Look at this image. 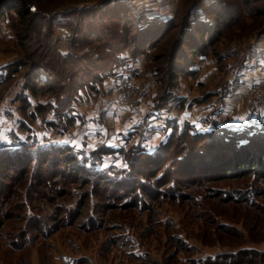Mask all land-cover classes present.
<instances>
[{
  "label": "trees",
  "instance_id": "1",
  "mask_svg": "<svg viewBox=\"0 0 264 264\" xmlns=\"http://www.w3.org/2000/svg\"><path fill=\"white\" fill-rule=\"evenodd\" d=\"M136 2L106 0L93 8L63 11L45 19L49 25L47 33L43 34L42 28L34 34L41 45L48 48L54 61L45 58L41 62L29 56L5 66V78L10 71L21 82L8 89L10 99H6L14 129L10 130L13 142L0 144V239L11 254L20 256L15 264H36L37 261L43 264L46 259L53 258L63 264H129L134 261L172 264V259L180 264H262L264 249L249 240L250 230L247 231L245 224L242 227L236 221L223 219L217 210H229L227 212L232 215H237L238 211H241L238 214L258 213L255 222L264 220V126L259 120L249 125H228L219 116L220 112L217 113V107L209 110L210 106H207L209 112L199 119L203 121L201 126L198 124L201 121H194L191 115L184 120V111L199 107L209 99L202 94L188 101V96H183L178 89L181 75L172 64L163 70L152 62L156 59L155 51L169 40L167 37L178 25L172 27L177 16H144L137 12ZM218 3L225 5L220 0H195L187 4L182 45L196 54L198 64L208 59L206 49L220 39L219 31L211 30L215 23L209 14ZM26 5L25 0H0V17L8 20L12 15L18 16L19 24L24 27V18L33 12L32 7L26 9ZM218 11L212 14L218 15ZM258 11L252 5L244 9L253 21L264 15ZM36 18H32L33 24ZM196 24L200 25L193 26ZM223 24H234V19ZM55 28L66 30L69 42L66 52L60 47L59 39L53 36ZM31 31L26 26L24 34L16 32L14 38L24 45ZM259 32L264 34V29ZM206 33L210 35L204 38L207 43H198L196 38ZM120 34L124 40L117 41ZM254 46H246L241 51L244 55L232 67L246 69L255 54ZM181 53L180 48L171 51L169 58L179 60ZM142 57L151 61L144 70L138 65ZM229 57L212 56V60L218 68L225 65ZM251 64L252 61L248 65ZM133 65L144 79L156 78L157 82L146 81L145 86L159 87L158 83L161 86L156 95L152 94L155 97L147 89L142 90L144 99L153 98L141 100V103H148L149 113L135 124L137 127L134 125L137 130L132 132L136 143L130 144L133 139L125 138L120 132L118 146L109 145L110 135H104L100 129L93 147L88 140L79 145L54 142L78 124H86V115H89L80 106L96 96L102 97L106 81L125 79L124 71L135 77L137 73L131 71ZM198 67L188 64L183 74L197 77ZM22 70L23 75L20 74ZM6 82L0 81V89ZM227 92L215 95L219 94L218 98L222 99ZM176 104L179 108L175 115L164 117L163 123L152 126L160 114H171ZM154 128V135L159 134L161 138L151 151L146 134ZM51 134L54 139L50 141ZM202 141H207V145L201 147L199 142ZM215 144L221 145L223 151L218 153L219 167H213L212 183L202 173L194 181L183 183L172 173V178L168 177L172 162L166 155L175 156L181 151L176 161L183 165L190 156L195 157L193 153L206 157L207 147L214 148ZM10 176L14 180H10ZM245 177L251 180L238 181ZM16 197L20 199L18 206L12 202ZM168 202L177 207L186 206L189 213L196 212L191 218L201 220L200 223L208 227L203 238L218 235L224 241L221 248L214 253L199 254L201 247L192 242L181 220L167 215L160 207ZM18 208L21 209L20 221L8 224L12 218H18ZM184 217V220L189 218ZM72 228L88 236L98 235L94 244L89 245L92 254L70 238L74 253L58 249L54 242L56 237L62 230ZM150 235L163 237L166 251L161 258L144 246L143 238ZM42 246L47 248V253L35 254L44 252L39 251ZM0 264L6 262L0 260Z\"/></svg>",
  "mask_w": 264,
  "mask_h": 264
},
{
  "label": "rangeland",
  "instance_id": "2",
  "mask_svg": "<svg viewBox=\"0 0 264 264\" xmlns=\"http://www.w3.org/2000/svg\"><path fill=\"white\" fill-rule=\"evenodd\" d=\"M27 2L26 9L28 7H32L33 12L31 13L30 17L24 18V23L25 26L23 27L21 24H19L20 19L18 16H10L8 20H6L5 16L0 17V81L1 82H6L0 89V144L1 143H10L11 141L13 142V138L10 135L11 132L10 130L14 129V119L11 120L9 116L10 111L6 106V103L9 101V96H10V91L8 89L13 85L16 84L17 82H21L20 79L17 80L18 78H14V76L11 75V72L8 71V75L5 78L4 73H6L5 66L8 64L10 65L12 62L16 60H20L23 57H29L31 56L34 60L36 59H41L43 62L45 58H48L49 61H54L53 56L50 54L48 51V48L45 46H42L40 41H38V36L34 34V32L40 31L42 28V33L46 34L47 31L49 30V25L47 24V20L50 17L54 15H58L63 11H70V10H75V9H85V8H93L95 6H98L102 3H104L106 0H25ZM153 1H159V0H151L147 2V0H137L136 3H138L137 12L141 13L144 16H152L154 15H159L164 18H169L172 16H177L175 18V22L172 27L175 26V30L167 37L169 42L167 41L165 44H163L160 48H158L154 54L155 58L152 62L153 65H160V67L164 70V68L167 70V67H170L172 64V67L175 68L179 75L181 77L179 78L178 82V89L183 96H188V101H190L192 98H195L196 96H202L206 95V98L209 100L206 101V103L198 106H195L194 108L188 109L186 112L184 111L183 114L186 115L187 117H184V120H186L190 115L191 118L194 121H201L199 120L200 117H202L204 114L209 112V110L214 109L217 107V113L219 114L220 112V117L221 119L226 118L224 116L226 110V105H231V103H228L225 100V98L232 97L230 94L233 93L236 84L239 82L238 78L236 77L242 69L232 67L234 62H237L243 54L241 52L243 49L248 47L250 44H256L260 41L264 42V34L260 33L259 30L264 29V15L263 17H258V20H252L253 18L250 17L249 15H246L244 13V9L247 8V5H252L255 6L257 11L259 10L260 12H264V0H220L225 3V5H221L218 3L215 6V9H212L209 11L210 17L212 18V21L215 23L214 26L211 28V30L219 31L218 35L220 36L219 41L216 42L214 41V44L211 48H207L206 51L208 53V59L202 60L200 64H198V59L196 57V54L190 53V47L186 45H182L183 38L181 35L183 34L184 30L182 29L183 24V17L185 16V12L188 9L187 4L189 1V4H193L195 0H177L179 1L178 7L176 9L171 8H165V9H156L154 6L156 3ZM176 0H173V2ZM250 2V3H248ZM248 3V4H247ZM13 5H18V4H13ZM144 5V6H143ZM154 9H153V8ZM223 7V8H221ZM218 11V15L212 14L213 11ZM258 11V12H259ZM242 12V13H241ZM169 13V14H168ZM170 15V16H169ZM36 18L37 21L33 24V19ZM234 19V24H223L227 23V21H232ZM216 22H222V24H216ZM19 24V25H18ZM35 25H38L36 27ZM200 24H196L193 26H198ZM28 27L29 30L31 31V35L28 39V41L22 45V43H19L18 39H15V34L16 32L19 34H24L23 30L25 27ZM23 27V28H22ZM51 28V27H50ZM195 28V27H194ZM210 29V27H208ZM20 30V31H19ZM210 30V31H211ZM105 31V29H104ZM192 32V30H188ZM38 34V32H37ZM53 36L57 39H59V45L62 48L64 52L68 50V39L66 37V30L64 28H55L54 29V34ZM202 37L196 38V41L200 44L207 43V41L204 40L205 37L208 39L210 37L209 33H206V35H201ZM129 37V35H128ZM117 41H122L124 40L123 35L120 34L117 39ZM190 43V41H188ZM167 44V45H166ZM166 45V46H165ZM206 46V45H205ZM181 49V57L179 60L176 61H171L172 58L170 57L171 51H176L177 49ZM216 49L215 51H213ZM43 50V52L41 51ZM217 53V54H216ZM222 55V57L226 55H230L229 59L227 60V63L225 65L221 64L218 68L217 65L215 64L214 60H212V56H218ZM254 57L256 54L253 55ZM252 56V58H253ZM44 58V59H42ZM144 58V59H143ZM250 59L249 62L247 63L246 67L249 66L248 64L250 61H253V59ZM28 59V58H27ZM142 60H140V67L142 70L146 69L148 66L147 63L151 62L147 57H142ZM138 63V65H139ZM194 63L195 66L199 65V75L197 77L191 75L190 77H186L183 73L187 72L188 64ZM252 64V69L253 68H258L256 65ZM223 66V68H222ZM136 65L131 66V71L132 73L135 72L137 73L135 68ZM250 68V69H251ZM25 70V69H24ZM24 70L20 72L21 75H23ZM262 70V73L254 76V79H257L259 76L264 75V67ZM260 70V71H261ZM184 71V72H183ZM10 72V73H9ZM141 73V72H140ZM131 72H125L123 75L125 76V79L122 80V78L118 79L117 84H112L114 83L117 78H113L111 80H108L104 84V94L103 96H96L86 104H83L80 106V109L83 110V112H87L86 114H92L91 116L86 115L87 122L86 124H78L76 127H74L67 135L59 137V139H54V135H50V141L54 139V142H66V143H71L75 145H79L78 143H83L84 141H89V146L93 147L96 142L98 141V131L99 129L102 130V133L104 135L108 134L110 135V141L109 145L112 146H118L117 143H119L118 140V134L120 129L124 133L125 138H132L133 140L130 141V144L136 141V137L133 135V130L136 129L135 126L133 125L134 123L132 121L138 122L140 121V118H138V114H140L141 117H144V115L149 113V105L146 101H149L151 96L147 99H144V96L142 94V90H146L152 94H157L159 92V87H153L152 86H145L144 83L146 81H156V78L154 76L149 77L147 79H144L142 76L135 74V77L130 76ZM137 75V76H136ZM184 75V76H182ZM21 78V76H20ZM126 78H133L135 79L136 87H133L132 89H127L125 84L123 82L126 80ZM253 79V80H254ZM119 80H121L119 82ZM114 81V82H113ZM123 81V82H122ZM112 84V85H111ZM114 85V86H113ZM112 88V89H111ZM225 89V90H224ZM228 90V92H227ZM222 92H227L222 99L218 98V95H215V93H221ZM128 93V95H127ZM155 95H152L155 97ZM4 101L1 100L4 98ZM101 97V98H100ZM126 97V99H125ZM264 97V92L261 94H258L257 97L250 96L248 94V91L238 100L239 102L233 106L229 107V110L227 112V118L228 120L225 122L228 125H249L256 123L254 121H250L255 115L257 118L256 120H259L258 122L262 123L264 126V112L259 110H264V106L262 108L260 107V101L263 100ZM153 98V97H152ZM151 98V99H152ZM124 99L125 103L129 106H126L124 104ZM146 100L144 101L145 104L143 107H141V100ZM214 101V102H213ZM105 102L109 104V106L105 105ZM263 102V101H262ZM89 103H92L91 105ZM111 105V107H110ZM133 105V107L131 106ZM207 106L209 107V110L207 109ZM110 107V108H109ZM227 107V109H228ZM108 108V110L106 109ZM133 108V109H132ZM179 105H174L173 106V111L171 114L169 112L160 114L159 119H156L152 122V126H157L159 122H162V119L164 117H169L171 115H175L178 112ZM122 109L127 113L128 115V122H126L123 117L124 113ZM112 112L116 113L114 115ZM138 112V114H137ZM217 114V116H218ZM232 114V115H231ZM139 116V117H140ZM230 116V117H229ZM211 118L206 120L207 122L210 121ZM92 121V122H91ZM206 122V123H207ZM163 123V122H162ZM204 123V125H208ZM126 124L128 125V128L126 127ZM136 124V123H135ZM199 126L203 124V121L198 122ZM133 125V126H132ZM132 126V127H130ZM137 127V126H136ZM39 131L40 128L39 126L36 127ZM137 130V129H136ZM154 130L156 128L152 129L148 135V141H147V146L148 148L151 147V151L156 148L157 143L159 142L161 135L157 134L154 135ZM220 142V141H219ZM136 143V142H135ZM196 145V144H194ZM199 145L201 147H204L207 145V141H202L199 142ZM216 146L214 148L207 147L209 150L204 153H208L207 156L205 155H197L195 153L194 156H190L188 160H186L183 165H180L176 161V156L181 154V151H178L176 155L174 156L173 151L172 156L168 157L166 155V159H169L170 162H172V167L169 168L168 177H171V173L173 176H176L179 181L183 183V181H189L194 179H197L199 173H202L206 176V180L212 179V174L214 172V168H218V162H219V156L218 153L220 151H223L222 148H220L221 145L215 144ZM152 153V152H151ZM222 152H220L221 154ZM162 156V155H161ZM162 157H165L162 156ZM228 156H226L227 158ZM222 159V157H221ZM214 167V168H213ZM151 169V168H150ZM175 169V170H174ZM209 170L210 173H203L204 171ZM176 173V175H174ZM6 174H9V172H6ZM11 175V173H10ZM247 177L243 178V180H238V181H250L251 179H248ZM10 180H14L13 176H10ZM213 180H210V182ZM227 181V180H223ZM207 182L206 184L210 185ZM212 183V182H211ZM220 185H226L221 183ZM33 200V198H32ZM16 204V206L19 205L20 199L16 197L14 201H12ZM161 208H164L165 212L168 213L167 215H171L174 218H177L178 220H181L183 223V229L191 235V240L193 243L196 245H199L202 249L199 254H206V253H214L216 252L217 249L221 248V245L224 241L221 239L218 235L215 238L213 236H206L203 238V233H205V228L207 229L204 224H201L200 221H197L195 218H191L196 212L189 213L185 207H177L175 204H170L169 202L162 203L160 205ZM19 210V211H18ZM17 216L18 218H12L10 220V223H16L20 221V213L21 209L18 208ZM229 211V210H227ZM227 211H224L222 209L217 210L218 215H222L223 219L227 218L230 221H236V223L241 225L243 227V224H245L247 231L250 230L248 233L249 240L252 241L254 246L264 249V220L261 219L257 222H255V218L257 217L256 215L258 213L252 214V212H248L247 214L244 213H239L241 211L236 212L237 215L231 214ZM184 215L186 217L189 216L188 220H184ZM1 218V216H0ZM166 218H163V220ZM25 219H23L24 221ZM174 222V220H172ZM57 236V235H56ZM94 236V235H93ZM91 234L88 236L85 233H82V231H78L76 228L72 229H64L61 231V233L58 234L56 237L55 241L57 246L59 247L58 249H65L68 250L72 253L75 252V248L73 245L69 242L70 239H74L77 242H79L82 247L84 246V249L86 252L91 253V249L89 248V245H93L95 240L98 238V235L93 237ZM70 238V239H69ZM203 239V241H202ZM215 239V240H214ZM214 241V242H213ZM143 243L146 248H149L152 250L153 254L157 256L158 258H161L164 256V252L166 251V244H164L163 237L162 239L157 238L154 235H150V237L143 238ZM216 243V244H215ZM38 244L36 247V250L38 251ZM220 247V248H219ZM43 250L44 252H34L37 255H45L47 248L44 246L39 248V251ZM223 250V249H222ZM191 252L194 253L192 250ZM190 252V253H191ZM55 253L57 254V251L55 250ZM59 253L58 255H60ZM26 256L28 254H25ZM193 255V254H192ZM188 256V255H187ZM18 256L17 254H11L8 251V248L6 244L4 243L3 240L0 239V260L6 262V264H15L14 262L17 261ZM21 258H24V254L21 255ZM37 259V256L34 257V260ZM100 260V258H98ZM172 264H180L175 262L172 259ZM255 262V261H253ZM104 263V262H103ZM30 264V263H26ZM36 264H40V262H36ZM43 264H63L61 260H58L55 258L53 259H46ZM129 264H145L144 262H131ZM254 264H259L258 262H255ZM264 264V261L263 263Z\"/></svg>",
  "mask_w": 264,
  "mask_h": 264
},
{
  "label": "crops",
  "instance_id": "3",
  "mask_svg": "<svg viewBox=\"0 0 264 264\" xmlns=\"http://www.w3.org/2000/svg\"><path fill=\"white\" fill-rule=\"evenodd\" d=\"M149 1H151V0H147V2H149ZM153 2H155L156 4L154 5L155 7H156V9H165V8H171V10L174 8V9H176L177 7H178V4H179V1H171V2H164V0H159V1H153ZM153 8V7H152ZM154 9V8H153ZM169 14V13H168ZM170 16V15H169ZM255 46H254V50H253V53H255L256 54V56L253 58L254 60L252 61V64H254V65H256L258 68H251L252 67V64L251 65H249L248 66V69L246 68V69H244L243 71H239V73H238V75L236 76L237 78H238V83L236 84V86H235V89H234V91H233V93L232 94H230V96H232V97H228V98H225V100L224 101H226V102H228V103H231V105H226V110L228 111L229 110V107L228 106H230V107H233V106H235L239 101L238 100H240V98L242 97V96H244V94L248 91V89H249V86L253 83V81L255 80L254 79V76H257V75H259V74H261L262 73V70L261 69H263V67H264V42H262V41H260V42H258V43H256V44H254ZM144 59V58H143ZM142 60V59H141ZM141 62V61H140ZM253 65V66H254ZM139 66H140V63H139ZM251 68V69H250ZM261 70V71H260ZM254 79V80H253ZM114 82V81H113ZM120 82V81H119ZM112 84H117V81H115L114 83H112ZM111 84V85H112ZM90 105L92 104V103H89ZM145 104V102H143V103H141V107H143V105ZM105 105L107 106H109V104L107 103V102H105ZM110 107H111V105H110ZM109 107V108H110ZM227 107H228V109H227ZM107 110H108V108H106ZM226 110L224 109V111H225V114H224V116L226 117V118H223L225 121H227L228 120V118H227V112H226ZM122 111L124 112V113H122L123 114V117L125 118L124 120L126 121V122H128V120H129V118H128V115H127V113H125V111L122 109ZM259 111H262V113L264 112V110H259ZM114 115H116V113H114V112H112ZM137 114H138V112H137ZM89 116H91L92 114L90 113V114H88ZM232 115V114H231ZM140 116V114H138V118H142L141 116ZM182 116H184L185 117V115H182ZM230 117V116H229ZM252 119L250 120V121H256V116L255 115H253V117L252 116H250ZM92 122V121H91ZM134 124L133 125H135V123L137 124L138 122H135V121H132ZM128 125L129 124H126V127L125 128H128ZM132 125V126H133ZM132 126H130V127H132ZM120 132H123L121 129H120V131H119V133Z\"/></svg>",
  "mask_w": 264,
  "mask_h": 264
},
{
  "label": "built area",
  "instance_id": "4",
  "mask_svg": "<svg viewBox=\"0 0 264 264\" xmlns=\"http://www.w3.org/2000/svg\"><path fill=\"white\" fill-rule=\"evenodd\" d=\"M132 82L135 84L136 83L135 79H133V78H126V80L123 82V84H125V86H126L127 89H132V88L136 87V85H137V84H135L134 87H133V83ZM263 92H264V75L259 76L257 79H255L253 81V83L249 86V89H248V94L250 96H253L254 98L257 97L258 94H261ZM127 95H128V93H127ZM125 99H126V97H125ZM125 99H124V104L126 106H128L125 103ZM262 101H260L261 102L260 103V107L261 108H262V106H264V97H263V100ZM131 106L133 107V105H131Z\"/></svg>",
  "mask_w": 264,
  "mask_h": 264
}]
</instances>
